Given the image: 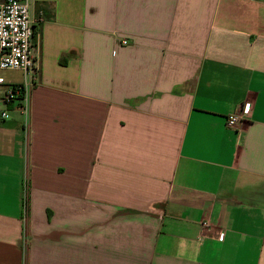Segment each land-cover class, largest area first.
<instances>
[{
	"label": "crops",
	"instance_id": "0c3cea01",
	"mask_svg": "<svg viewBox=\"0 0 264 264\" xmlns=\"http://www.w3.org/2000/svg\"><path fill=\"white\" fill-rule=\"evenodd\" d=\"M31 13L27 114L0 69V264H264V0Z\"/></svg>",
	"mask_w": 264,
	"mask_h": 264
},
{
	"label": "built area",
	"instance_id": "2783aa9c",
	"mask_svg": "<svg viewBox=\"0 0 264 264\" xmlns=\"http://www.w3.org/2000/svg\"><path fill=\"white\" fill-rule=\"evenodd\" d=\"M33 39L31 0L0 2V69H20L25 73V82L9 87L1 100L5 104L17 102L25 114L29 111V90L37 81L40 69V49ZM127 42L123 40L124 44ZM252 107V102H243L227 115L228 126L238 128L250 115ZM2 115L8 116L7 112Z\"/></svg>",
	"mask_w": 264,
	"mask_h": 264
},
{
	"label": "rangeland",
	"instance_id": "374dc122",
	"mask_svg": "<svg viewBox=\"0 0 264 264\" xmlns=\"http://www.w3.org/2000/svg\"><path fill=\"white\" fill-rule=\"evenodd\" d=\"M34 41H36V40H34ZM1 73H3V75L5 77L8 76L12 79H20L21 78V72H19V71H9V70L4 69V70H1ZM0 80L3 81V84L5 83L3 78H0ZM3 84H1V85H3ZM11 86H13V85L9 84L8 88Z\"/></svg>",
	"mask_w": 264,
	"mask_h": 264
}]
</instances>
